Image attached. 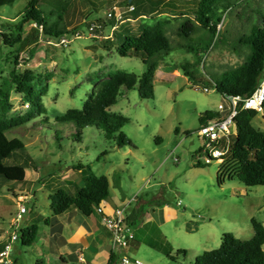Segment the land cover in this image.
I'll list each match as a JSON object with an SVG mask.
<instances>
[{
    "label": "rangeland",
    "instance_id": "374dc122",
    "mask_svg": "<svg viewBox=\"0 0 264 264\" xmlns=\"http://www.w3.org/2000/svg\"><path fill=\"white\" fill-rule=\"evenodd\" d=\"M28 1L15 0L12 5L0 6V88L8 91L10 103L3 117L0 110V118L12 121L5 135L24 143V148L14 151L4 163L26 166L22 181H4L0 177V232L9 229L17 209L14 196L19 194L25 196L24 204L31 209L20 226L36 223L39 229L45 228L43 219L52 215L48 194L60 188L70 192L63 185L65 181H84L83 175L73 168L81 164L83 168L88 165L91 173L107 177L108 200L118 204L125 199L129 201L126 208H135V242L130 243L126 255L142 264H195L203 251L219 246L224 232L239 239L252 237L251 219L264 225V185L246 186L236 177H224L218 184L216 174L222 173L219 162L196 166L194 152L201 145L196 134L200 116L208 110L217 111L218 105L225 103L210 84L222 71L243 62L249 49L239 42V37L248 34L251 24L260 19L264 0H231L226 10L221 1L215 3L214 35L195 20L198 0H163L157 12L133 22L127 5L117 0L122 13L120 31L165 21L164 30L171 45L168 54L157 60L152 98L139 96L138 83L131 89L121 86L116 103L107 108L109 113L128 119L121 131L130 145L122 146L95 126L80 129V139H76L73 123L55 120L68 109H80L98 82L114 71L122 70L139 78L145 69L139 56H121L116 51L120 41L112 35L111 27L118 21L105 19L113 1L37 0L51 20L58 14L62 18L72 16L70 28L78 26L84 30L85 21L99 19L102 27L97 38L84 36L67 47L38 38L15 58L17 44L5 45L1 32L13 38L11 30ZM134 3L139 4L137 0ZM182 24L187 25L186 36L180 31ZM24 27V34H30L27 25ZM185 62L190 63L194 77L184 75L181 66ZM12 68L17 73L26 69L33 72L35 89L43 91L44 114L18 120L30 105L10 80ZM204 86L209 90L203 91ZM251 124L264 131V107ZM177 201L180 205H176ZM163 204L176 210V218L163 225L151 221L136 227L142 212H152ZM28 214L33 220H24ZM202 223L210 226L207 238L197 231ZM13 244L9 257L15 264H46L43 255H35L20 242Z\"/></svg>",
    "mask_w": 264,
    "mask_h": 264
},
{
    "label": "trees",
    "instance_id": "16d2710c",
    "mask_svg": "<svg viewBox=\"0 0 264 264\" xmlns=\"http://www.w3.org/2000/svg\"><path fill=\"white\" fill-rule=\"evenodd\" d=\"M15 0H0V6L12 5ZM109 2L113 0H107ZM120 0V4H133V10L129 11L132 18L145 17L148 14L157 12L163 0ZM221 1L224 10L228 9L231 0H198L195 10V20L202 25L208 32L214 35L216 24L212 21V10L214 4ZM237 2L239 0H233ZM165 4V1H164ZM65 9V8H63ZM220 20V17L217 18ZM30 22H36L42 26L41 32L37 29H30V34H24V26ZM165 21H157L151 24H143L138 33H123L116 30L112 33L116 40L120 41L116 51L121 56H139L145 69L139 78L133 74L116 70L108 77L100 80L95 89L89 94L80 109H68L64 114L55 118L56 122H71L75 126L74 136L80 139V129L85 126H95L101 128L108 138L114 137L118 146L130 145L128 137L121 131L123 124L128 119L111 114L107 108L115 104L119 95V88L124 86L131 89L138 83V94L141 98H152L154 73L158 64V59L167 55L171 50L169 39L165 33ZM187 25L182 24L180 31L184 36L188 35ZM78 28L69 27L63 23L61 14L56 15L55 19H49L41 8L37 5V0H29L15 23L13 38L1 32L2 41L5 45L13 47L15 58L25 48L33 45L41 35L43 38L56 39L61 34ZM28 32V33H29ZM239 42L246 45L249 49L243 62L232 68H228L212 80L211 88L224 95L248 96L258 85L260 76L264 70V13L260 19L253 22L248 34L239 37ZM208 46L206 45L205 49ZM32 52V49H30ZM197 52V51H196ZM18 62L14 61V65ZM190 63L182 64L181 69L184 75L194 77L189 70ZM12 68L9 72L10 80L15 85L16 92L22 94L24 101L30 105L24 117L18 118L20 121L28 120L33 114H44L45 107L41 101L43 91L35 89L33 72L24 70L16 72ZM264 107V106H263ZM10 108L9 93L0 88V110L1 117ZM257 111L253 109H241L235 116V134L231 137L228 151L219 163L222 173L216 174V181L219 184L224 177L232 179L236 177L246 186L264 185V131L255 129L251 121L256 116ZM216 111H205L199 118L200 124L208 119L217 116ZM47 123V118L43 120ZM12 121L0 118V177L4 181H22L25 176L24 164H5L4 159L8 158L14 151L22 150L24 143L18 138H8L5 131L10 127ZM199 124V125H200ZM114 133H117L113 136ZM196 153V150L194 154ZM212 163V161L210 162ZM209 164V163H207ZM196 166L206 165L196 163ZM83 175L84 184L76 186L74 191L57 189L49 194V207L54 215L61 214L70 208H76L85 216L90 215L96 206L102 205L109 193V181L105 175H95L90 172L87 165L83 168L81 164L73 166ZM88 171V174H83ZM48 218L43 219L45 225ZM125 221L132 226L134 223ZM253 235L249 239H239L230 232H224L217 248L203 251L195 259V264H264V225L251 219ZM39 230L36 223L26 225L19 230V242L24 246H29L35 239ZM185 253L184 250H178ZM115 254H111L108 264L116 259ZM173 258V257H172Z\"/></svg>",
    "mask_w": 264,
    "mask_h": 264
},
{
    "label": "built area",
    "instance_id": "2783aa9c",
    "mask_svg": "<svg viewBox=\"0 0 264 264\" xmlns=\"http://www.w3.org/2000/svg\"><path fill=\"white\" fill-rule=\"evenodd\" d=\"M130 1V0H129ZM115 1L111 8L106 12L105 19H115L118 23L122 22V13L119 11ZM128 12L133 10V4H127ZM29 29H37L39 32L42 26L36 22L27 24ZM102 27L101 19L97 21H85V29H73L61 34L56 39L43 38L39 36L40 40H44L47 44L55 46L67 47L72 41L81 37L97 38L98 31ZM117 27L115 24L111 27L114 31ZM203 91H208L209 87L204 86ZM225 103L218 105L217 116H214L197 128L196 134L200 139L201 145L196 150L194 158L196 163L200 162L207 164L212 162H221L222 157L228 151L231 137L235 134L234 118L241 109H253L261 111L264 106V70L260 76L258 85L248 96L241 95H224L222 96ZM25 196L19 194L15 197L17 209L14 216L10 219L9 229L0 232V264H13L9 255L12 250L13 243L19 240L20 221L27 213L25 206ZM127 204L116 207L112 212H106L102 205L96 206L93 210L100 214L101 220L105 228L110 232L111 245L113 249L122 250L123 253L116 257L111 264H142L137 258H132L126 255L130 243L134 240L135 234L132 226L125 221V209ZM180 205V201L176 202Z\"/></svg>",
    "mask_w": 264,
    "mask_h": 264
},
{
    "label": "crops",
    "instance_id": "0c3cea01",
    "mask_svg": "<svg viewBox=\"0 0 264 264\" xmlns=\"http://www.w3.org/2000/svg\"><path fill=\"white\" fill-rule=\"evenodd\" d=\"M115 1L117 0H113V3ZM84 18L85 16L81 20L84 21ZM139 18L140 17L129 19L133 22ZM62 20L63 23L68 24L72 20V16H66L62 18ZM122 25L121 23H116V27L120 26L116 30H119ZM129 29V27H124L122 32L137 33L140 28L138 25L133 28L134 30ZM64 176H66V174H61V177ZM83 182V180L78 178L75 181H65L63 185L68 187L72 192L75 190L76 186H82ZM124 200L116 204L108 200L107 197L102 206L106 212L110 213L114 208L124 205L125 202H127V200ZM134 210L135 208H126L125 210V218L133 223ZM27 213H31V209L28 207ZM141 214V219L136 225L137 228L144 227L151 221H156L157 224L163 225L167 223L170 218H176L177 216L176 210L170 208L167 204H163L156 210L152 209V212L146 211ZM47 218L49 220L48 224L45 225V228L38 230L34 241L27 246L30 252L35 255H43L46 259V264H108L111 254H115L118 257L123 253L122 250L112 248L110 232L105 228L100 214L96 213L94 210L90 215L85 216L76 208H70L61 214H52L50 218ZM24 220H33V217L28 214ZM158 221L160 223H158ZM204 225L203 223L200 224L197 231H201V235L207 238L211 234V229L210 226ZM24 226L26 225H21L20 228ZM17 242H19V240ZM134 242L135 240L131 242V245H134ZM13 261L15 264L16 261Z\"/></svg>",
    "mask_w": 264,
    "mask_h": 264
}]
</instances>
